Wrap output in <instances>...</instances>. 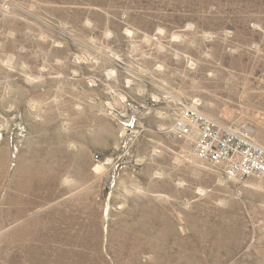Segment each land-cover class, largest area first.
<instances>
[{
  "label": "rangeland",
  "instance_id": "374dc122",
  "mask_svg": "<svg viewBox=\"0 0 264 264\" xmlns=\"http://www.w3.org/2000/svg\"><path fill=\"white\" fill-rule=\"evenodd\" d=\"M180 104L264 146V0H0V264H264Z\"/></svg>",
  "mask_w": 264,
  "mask_h": 264
},
{
  "label": "built area",
  "instance_id": "2783aa9c",
  "mask_svg": "<svg viewBox=\"0 0 264 264\" xmlns=\"http://www.w3.org/2000/svg\"><path fill=\"white\" fill-rule=\"evenodd\" d=\"M172 133L180 140L192 141L195 156L219 168L226 180L264 182V146L253 139L249 129L222 124L194 105L180 104Z\"/></svg>",
  "mask_w": 264,
  "mask_h": 264
},
{
  "label": "bare ground",
  "instance_id": "6f19581e",
  "mask_svg": "<svg viewBox=\"0 0 264 264\" xmlns=\"http://www.w3.org/2000/svg\"><path fill=\"white\" fill-rule=\"evenodd\" d=\"M194 105V104H193ZM205 163V162H204ZM97 168V167H96ZM98 168H99V166H98Z\"/></svg>",
  "mask_w": 264,
  "mask_h": 264
}]
</instances>
